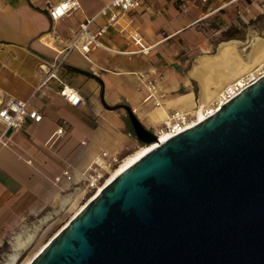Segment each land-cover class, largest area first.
I'll use <instances>...</instances> for the list:
<instances>
[{
	"label": "crops",
	"instance_id": "obj_1",
	"mask_svg": "<svg viewBox=\"0 0 264 264\" xmlns=\"http://www.w3.org/2000/svg\"><path fill=\"white\" fill-rule=\"evenodd\" d=\"M58 1L0 0V92L29 99L30 105L44 114L40 122L29 120L23 128L10 129L11 141L0 145V262L6 255L5 243L11 245L17 227L30 225L24 223L29 216H39L45 207L59 204L63 194L54 176L65 165L62 160L66 154L77 153L78 141H91H83L80 146L79 155L88 156L80 165L74 164L78 169L87 166L100 150L94 149L119 148V138L130 145L139 141L127 109L108 105H130L141 122L158 133L157 128L166 125L172 110L190 112L195 107L200 84L189 74V58L201 52L214 54L207 47L211 42L207 41L203 20L215 15L228 26L234 21L231 9L237 4L243 11L254 10L255 4L260 6L258 0H235L230 6L213 10L217 5L199 0H142L140 7L121 12L118 21L101 36L102 45L88 53L74 48L68 54L59 75L84 97V102L75 106L59 94L61 84L56 79L43 87L44 94L40 91L31 96L42 76L39 63L60 56L72 43L80 24L96 15L109 0H79V8L53 20L48 6ZM105 22V17L97 16L90 27L94 30ZM133 31L140 32L143 43L150 46L149 53L138 51L140 46L131 37ZM255 37L262 36L253 35L252 39ZM233 39L241 40L221 39L217 50L220 43ZM145 72L164 94L162 109L144 99L147 90L139 86V74ZM63 120L66 131L54 138ZM51 124L53 127L43 135ZM89 147L94 151L87 153ZM26 229L31 228L17 234Z\"/></svg>",
	"mask_w": 264,
	"mask_h": 264
},
{
	"label": "water",
	"instance_id": "obj_2",
	"mask_svg": "<svg viewBox=\"0 0 264 264\" xmlns=\"http://www.w3.org/2000/svg\"><path fill=\"white\" fill-rule=\"evenodd\" d=\"M29 264H264V73L118 173Z\"/></svg>",
	"mask_w": 264,
	"mask_h": 264
},
{
	"label": "built area",
	"instance_id": "obj_3",
	"mask_svg": "<svg viewBox=\"0 0 264 264\" xmlns=\"http://www.w3.org/2000/svg\"><path fill=\"white\" fill-rule=\"evenodd\" d=\"M199 1L203 4L217 5L213 10H218L235 0ZM141 5L142 0H109L96 15L82 22L72 43L65 48L60 56L50 61L43 59L39 63L42 76L31 96L37 95L40 91L44 94L43 87L48 86L52 79H56L61 84L58 92L68 103L77 106L84 102V97L79 89L72 84L66 83L59 75V70L65 64L68 54L74 48L79 49L83 53H88L93 47L102 45L101 36L107 31L111 24L118 21L121 12L136 9ZM79 7V0H60L54 4H49L48 13L53 20H57L72 13ZM97 16L105 17L106 22L92 30L90 27L91 23L94 22ZM131 37L140 46L138 51L149 53L150 46L143 43V37L139 31H133ZM262 70H264V65L255 74L247 75L242 80H237L227 85L222 89L218 98L212 105H216V109L220 107L262 75L264 72L259 73ZM139 80V86H143L147 90L144 99L151 101L155 106H162L164 103V94L159 88L156 80L147 72L139 74ZM192 115V113L184 110H172L168 120L165 122L166 129L177 132L181 131L179 129L185 127L194 117ZM43 116L44 114L42 111L30 105L29 99L13 98L4 92H0V145H7L11 141L8 136V131L10 129L18 130L23 128L29 120L40 122ZM65 131V120H63L52 136L57 138L63 135ZM120 160V157L116 153L102 148L96 152L90 163L84 168L78 169L73 163L66 162L62 170L54 176V183L59 185L62 190L71 188L80 189L83 191L81 197L84 198L86 195L89 196L92 194L98 188Z\"/></svg>",
	"mask_w": 264,
	"mask_h": 264
},
{
	"label": "bare ground",
	"instance_id": "obj_4",
	"mask_svg": "<svg viewBox=\"0 0 264 264\" xmlns=\"http://www.w3.org/2000/svg\"><path fill=\"white\" fill-rule=\"evenodd\" d=\"M242 44L243 41L237 39L225 41L220 43L216 53L202 54L199 55L194 60L193 65L189 71V74L191 77L196 78L200 84L199 99L196 100L197 109L195 110V118L194 119L192 118L186 124L185 127H182L179 130H182L184 128L196 124L197 122L206 118L210 113L214 112L216 110V105L213 106L212 103L218 98L222 89H224L227 85L232 84L237 80H242L247 75L255 74L262 68V66L264 65V37L255 38L254 42L251 43V48L249 52L246 55H243L240 51V45ZM256 68L257 70L255 71ZM261 72H264V70L260 71L259 73ZM157 108L162 109L163 104L162 106H157ZM162 130L164 131H159L157 133L159 139L151 143H146L145 146H141L135 152L127 156L123 161H120L121 163L119 162L110 171L108 176H106L105 180L98 186V188L92 194H90L86 198V202L83 205H81L77 209V211H75V213L71 216V218L90 199H92L100 190H102V188L108 182H110L118 173H120L122 170L127 168L132 162L136 161L140 156L145 154L148 150H150L154 146H157L159 144V141H164L165 139H167L168 137H170L171 135L177 132L167 129H162ZM82 194L83 191H81V196ZM74 201L75 199L73 198V196L62 199L60 204L61 208L58 210L57 214L60 211L66 209L67 206L73 205ZM50 219L51 216H47L44 220H42V222H47ZM68 221L65 224H67ZM38 231H39V227L36 226L32 230H28L20 234H17L14 237L12 253L7 255L8 258L6 257L7 259L1 264H15L18 260L20 252L22 250L28 249L34 243V241L38 236ZM45 244H43L39 248V250L33 255V257L45 246ZM32 258L25 264H29Z\"/></svg>",
	"mask_w": 264,
	"mask_h": 264
},
{
	"label": "rangeland",
	"instance_id": "obj_5",
	"mask_svg": "<svg viewBox=\"0 0 264 264\" xmlns=\"http://www.w3.org/2000/svg\"><path fill=\"white\" fill-rule=\"evenodd\" d=\"M248 1L252 2V0H248ZM234 2L235 1L227 4L226 6H230V4H234ZM257 2L259 3L260 6H257L255 4L254 10L248 8L247 10L243 11L238 6V4L236 6H234L231 9V12L233 13V16H234V21L232 23H230L228 26L224 25L223 22H219L216 19L215 15H211L210 17L205 18L203 20V23H201V24L204 28H206L205 35L209 39L207 41H208V43H209V41L211 42L207 45L208 49L210 51H212L210 53L216 52L217 45L221 39L238 38V39H241L242 41H245V42H243L242 45H240V51L243 55H246L251 48V43L254 42L255 38H257V37H255L254 39H252L253 35H260V36L264 37V0H258ZM221 25H223V26H221ZM206 53H209V52H201V54H206ZM201 54L199 53L196 56L190 57L189 58V66L191 65V67H192V64H193L192 61L198 55H201ZM257 68L255 69V71L257 70ZM197 98L199 99V92L197 93ZM195 105H196L195 106L196 108L194 107V109H192L190 111V113L192 112V114H193L192 116H194L193 119L195 118V110L197 109V103H195ZM153 107H157V106H155V104H153ZM52 127H53L52 124L48 125L46 130L44 131L43 135L47 134L49 131L48 132H46V131L50 130ZM162 129H166V125L164 123L157 128L156 132L164 131ZM75 138H77V135L75 136ZM83 141H87V144H90V142H91L90 140H83ZM83 141L82 142L78 141V144L76 147L77 148L79 147V149H78L77 153H76V151L74 153L72 151L68 152V154H66L67 158L63 159L62 162H64L66 164V162H68V161H70V162L73 161L72 163L75 164L76 166L80 165L81 161L84 158H86V156H88V155H84V154L79 155L80 151L82 150L80 148V146H82L84 144ZM117 141L119 143V146L122 144L121 147L115 148V149H110V148H108V149L110 151L116 153L120 157V159H121L120 161H123L127 156H129L130 154L135 152L141 146L146 145L144 142H142L140 140L139 141H137V140L133 141V143L131 145L129 143H126L125 140H123L121 138L117 139ZM65 143H68V141ZM101 148L102 147H99L98 149H94V150L96 152ZM105 148H107V147H105ZM94 150L91 147H89V149H86L87 153H89L90 151H94ZM76 162H77V164H76ZM61 193L63 195H61L58 205L54 204V205L45 207V209L42 212H40L39 216L31 215L25 220L24 223L30 224V225H25L21 229H20V226L16 228V230H18V231L15 232V234L12 236L11 245L9 242L5 243L3 251L6 252V255L3 254V255H5L4 259L6 258L7 254L9 255V253L11 252L13 237L17 233L21 232L25 228H31V229H26V231H28V230H32L36 226H38L39 231H38V236H37L36 240L28 249L22 250L20 252L18 260L15 264L27 263L33 257V255L39 250V248L43 244L48 242V240L71 218V216L75 213V211H77V209L86 202V198L88 197V195H86L84 198L81 197L80 189H75V188H71V189H67V190H61L60 194ZM72 196L75 199V201L73 202V205L67 206L66 209L60 211L57 214L58 210L61 208V205H60L61 199L72 197ZM47 216H51V219L48 220L47 222H42V220H44ZM38 217H40V218L37 221H35ZM3 255H2V257H3ZM7 258H8V256H7Z\"/></svg>",
	"mask_w": 264,
	"mask_h": 264
}]
</instances>
